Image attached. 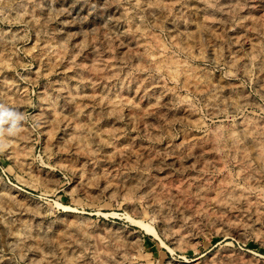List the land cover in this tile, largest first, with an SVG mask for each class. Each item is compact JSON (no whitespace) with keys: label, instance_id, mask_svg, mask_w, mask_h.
I'll return each mask as SVG.
<instances>
[{"label":"rangeland","instance_id":"rangeland-1","mask_svg":"<svg viewBox=\"0 0 264 264\" xmlns=\"http://www.w3.org/2000/svg\"><path fill=\"white\" fill-rule=\"evenodd\" d=\"M0 103V264H264V0H0Z\"/></svg>","mask_w":264,"mask_h":264},{"label":"clouds","instance_id":"clouds-1","mask_svg":"<svg viewBox=\"0 0 264 264\" xmlns=\"http://www.w3.org/2000/svg\"><path fill=\"white\" fill-rule=\"evenodd\" d=\"M25 119L26 116L23 113L0 103V134L6 132L9 135H15L20 131L21 122Z\"/></svg>","mask_w":264,"mask_h":264},{"label":"bare ground","instance_id":"bare-ground-1","mask_svg":"<svg viewBox=\"0 0 264 264\" xmlns=\"http://www.w3.org/2000/svg\"><path fill=\"white\" fill-rule=\"evenodd\" d=\"M231 136H232V135H231ZM231 138H232V137H231ZM235 140H236V139H235ZM232 142H233V141H232ZM234 144H235V141H234ZM255 152H256V151H255ZM255 152H254V153H255ZM150 231H151V230H150Z\"/></svg>","mask_w":264,"mask_h":264}]
</instances>
